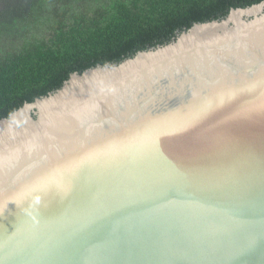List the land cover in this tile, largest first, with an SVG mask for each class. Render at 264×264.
Wrapping results in <instances>:
<instances>
[{"label": "water", "instance_id": "water-1", "mask_svg": "<svg viewBox=\"0 0 264 264\" xmlns=\"http://www.w3.org/2000/svg\"><path fill=\"white\" fill-rule=\"evenodd\" d=\"M0 264H264V3L1 120Z\"/></svg>", "mask_w": 264, "mask_h": 264}, {"label": "trees", "instance_id": "trees-1", "mask_svg": "<svg viewBox=\"0 0 264 264\" xmlns=\"http://www.w3.org/2000/svg\"><path fill=\"white\" fill-rule=\"evenodd\" d=\"M264 0H0V121L75 73L117 65Z\"/></svg>", "mask_w": 264, "mask_h": 264}]
</instances>
